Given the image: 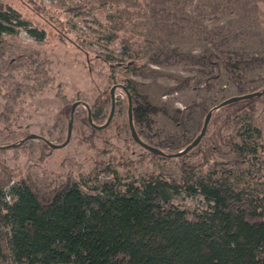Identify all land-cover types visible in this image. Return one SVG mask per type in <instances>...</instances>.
Instances as JSON below:
<instances>
[{
	"label": "rangeland",
	"instance_id": "1",
	"mask_svg": "<svg viewBox=\"0 0 264 264\" xmlns=\"http://www.w3.org/2000/svg\"><path fill=\"white\" fill-rule=\"evenodd\" d=\"M35 1L0 0L46 31L43 41L25 31L6 35L0 46V170H11L15 183L31 177L48 188L74 182L111 185L113 172L125 181L157 174L180 181L185 165L204 163L200 148L215 132L214 120L226 113L215 108L241 93L264 90V70L246 66L264 57V5L236 7L224 15L215 4L227 5V0ZM101 1L111 3L102 7ZM114 36L118 39L110 41ZM210 51L230 61V71L244 84L243 92L227 69L210 68L205 61ZM130 81L138 85L140 102L148 99L169 111L133 121L142 142L177 154L200 135L212 110L201 146L184 157L168 159L136 142L125 91ZM115 86L114 116L107 127L94 132L86 120L98 115L96 126L108 123ZM77 103L71 138L63 146ZM245 124L257 127L261 138L256 153L250 155L254 167L247 163L236 170L234 184L264 189L263 105ZM29 135L40 138L23 142ZM223 149L224 154H216L196 174L231 160L229 148ZM249 169L256 174L253 180L239 172ZM172 201L191 218L211 208L201 196H173Z\"/></svg>",
	"mask_w": 264,
	"mask_h": 264
},
{
	"label": "trees",
	"instance_id": "2",
	"mask_svg": "<svg viewBox=\"0 0 264 264\" xmlns=\"http://www.w3.org/2000/svg\"><path fill=\"white\" fill-rule=\"evenodd\" d=\"M107 1L119 4L122 0ZM99 3L102 7L108 4ZM216 3V9L226 15L236 7L264 5V0ZM21 31L38 41L46 39L45 30L12 6L0 4V46L6 35ZM115 39L118 36L110 41ZM205 59L213 71L227 69L239 92L244 91L238 75L230 71L227 58L210 51ZM246 66L264 70V57ZM137 86L130 81L127 87L135 105V121L169 113L148 99L140 102ZM22 92L21 87L17 88L18 94ZM261 105L264 107V95L222 107L225 115L214 120L215 132L206 147L200 148L204 163L199 168L185 165L180 181L163 174L125 181L110 170L115 173L111 185L89 187L74 182L48 188L31 177L15 183L11 170L3 167L0 264H264V189L234 184L236 170L247 163L254 167L250 155L257 151L261 131L245 121ZM97 119L98 115L92 116L93 122ZM86 122L92 126L89 116ZM92 127L94 132L101 130ZM224 147L234 155L231 160L215 163L208 173L197 175L196 169L201 170L216 154H224ZM239 172L251 180L256 178L250 169ZM179 195L201 196L211 208L191 218L173 203V196Z\"/></svg>",
	"mask_w": 264,
	"mask_h": 264
},
{
	"label": "water",
	"instance_id": "3",
	"mask_svg": "<svg viewBox=\"0 0 264 264\" xmlns=\"http://www.w3.org/2000/svg\"><path fill=\"white\" fill-rule=\"evenodd\" d=\"M116 88H117V86L113 87L112 90H111L112 112H111V115H110L108 123L106 125H104V126H96L93 123V121H92V117L89 115V121L92 124V126L102 129V128H105V127H107L109 125L110 121L112 120V118L114 116V112H115V109H116V97H115ZM125 91L128 92L127 88H125ZM263 95H264V90L260 91V92H254V93H250V94L241 95V96H235V97H232V98L224 101L219 106H217L215 109H220L222 107L228 106L230 104H233V103H236V102H239V101H242V100H248V99H253V98H257V97H262ZM128 96H129V125H130V129H131V132H132V136L136 140V142L141 144L144 148H146L150 152H152V153H154L156 155L167 157V158L182 157V156L186 155L187 153H189L191 150H193L195 147H197L199 145V143L202 141V139L204 138V136H205V134L207 132L210 120L212 118V113H213L212 110L209 111V113H208V115H207V117L205 119L204 126H203V129H202V132L200 133V135L185 150H183V151H181V152H179L177 154H167V153H164V152L158 150L157 148H154V147H151V146L145 144L139 138V136L137 135L136 130L134 128V125H133V121H134V119H133V103H132V98H131L130 93H128ZM77 105H78V103L75 104L73 106V108H72L71 121H70V124H69V130H68V138H67V141L63 144V146H65L70 141L71 134H72V125H73V120H74V113H75V109H76ZM39 138H40V136H38V135H29L28 137H26L23 140V142L26 141V140L39 139ZM48 145H50L53 148L60 147V146H56V145H54V144H52L50 142H48Z\"/></svg>",
	"mask_w": 264,
	"mask_h": 264
}]
</instances>
